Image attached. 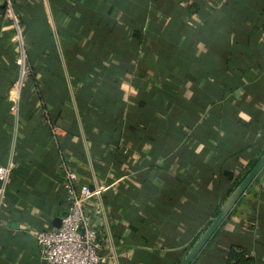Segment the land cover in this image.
I'll use <instances>...</instances> for the list:
<instances>
[{"label": "crops", "instance_id": "crops-1", "mask_svg": "<svg viewBox=\"0 0 264 264\" xmlns=\"http://www.w3.org/2000/svg\"><path fill=\"white\" fill-rule=\"evenodd\" d=\"M0 0V264H45L68 213L65 169L99 264H180L264 153V0ZM16 105V110L11 107ZM264 264V168L192 264Z\"/></svg>", "mask_w": 264, "mask_h": 264}, {"label": "built area", "instance_id": "built-area-1", "mask_svg": "<svg viewBox=\"0 0 264 264\" xmlns=\"http://www.w3.org/2000/svg\"><path fill=\"white\" fill-rule=\"evenodd\" d=\"M5 1L7 6L3 10V15L16 29V40L20 44V51L15 58L19 69L18 78L14 83V92L17 98L31 73V67L27 61L20 19L13 7L12 0ZM11 109L15 111L16 105H13ZM14 168L13 161L0 166L1 196L6 194L7 184ZM77 179V172L73 168L67 167L64 188L68 213L61 219V224L58 227L40 230L36 235L40 255L45 264H99L103 259L104 244L98 237L92 217L86 211V204L94 197L107 191L109 186L89 188L84 185L78 192Z\"/></svg>", "mask_w": 264, "mask_h": 264}, {"label": "water", "instance_id": "water-1", "mask_svg": "<svg viewBox=\"0 0 264 264\" xmlns=\"http://www.w3.org/2000/svg\"><path fill=\"white\" fill-rule=\"evenodd\" d=\"M264 168V153L253 166V168L248 172L245 178L237 185V187L231 192L223 203L219 213L212 220L210 225L205 229V231L200 235L195 244L191 247L186 257L180 264H192L197 256L201 253L204 247L208 244L210 239L214 236L216 231L220 228L222 223L228 217L232 209L236 206L242 195L253 183L255 178Z\"/></svg>", "mask_w": 264, "mask_h": 264}, {"label": "trees", "instance_id": "trees-1", "mask_svg": "<svg viewBox=\"0 0 264 264\" xmlns=\"http://www.w3.org/2000/svg\"><path fill=\"white\" fill-rule=\"evenodd\" d=\"M216 215L217 212L214 214L213 217H215ZM230 257L234 260V264H255L252 258L234 250L230 251Z\"/></svg>", "mask_w": 264, "mask_h": 264}]
</instances>
